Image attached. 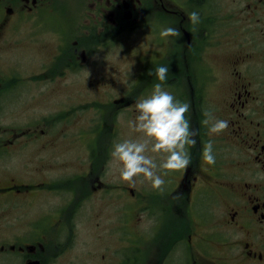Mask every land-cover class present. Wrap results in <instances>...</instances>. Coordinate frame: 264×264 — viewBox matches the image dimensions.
<instances>
[{
	"label": "flooded vegetation",
	"instance_id": "af4514ba",
	"mask_svg": "<svg viewBox=\"0 0 264 264\" xmlns=\"http://www.w3.org/2000/svg\"><path fill=\"white\" fill-rule=\"evenodd\" d=\"M146 25L155 48L119 71ZM159 66L198 132L163 194L110 164ZM0 264H264V0H0Z\"/></svg>",
	"mask_w": 264,
	"mask_h": 264
},
{
	"label": "clouds",
	"instance_id": "9594fccd",
	"mask_svg": "<svg viewBox=\"0 0 264 264\" xmlns=\"http://www.w3.org/2000/svg\"><path fill=\"white\" fill-rule=\"evenodd\" d=\"M193 25L200 23V15L193 11L188 14ZM163 39L180 38L179 29L165 27L161 30ZM168 66H159L149 76L155 75V83L151 93L138 99L134 105L136 113L133 120L128 121L129 129L138 134L136 139L116 141L110 152V164L118 167L119 177L130 186H135L138 178L150 183L153 190L163 194L165 179L170 173L186 169L191 163L189 147H195L198 132L191 128L186 114L190 104L182 102L167 91L164 84L168 79ZM203 124L207 126L208 135L219 136L229 128V121L216 118L211 112H203ZM152 154H162V164H157ZM202 159L208 165L216 162L214 143L210 139L203 145ZM162 169L163 173L159 170Z\"/></svg>",
	"mask_w": 264,
	"mask_h": 264
},
{
	"label": "rangeland",
	"instance_id": "374dc122",
	"mask_svg": "<svg viewBox=\"0 0 264 264\" xmlns=\"http://www.w3.org/2000/svg\"><path fill=\"white\" fill-rule=\"evenodd\" d=\"M225 4H230L231 0H223ZM171 21V20H168ZM165 26L167 27H172L171 24L167 23L165 24ZM156 26H151V25H146L143 27H140L138 29L132 30L130 33H128L126 36H124V42L125 44H127V46L129 47V58L126 57V55H123L125 58H128V62L127 59H123L121 60V57H118V63L119 65L116 66L117 69L123 70V69H127V67H131L133 69V75H135L137 73V71L139 70V68L142 66V59H144L145 55L148 53L149 50H153L155 47L152 45V39L155 38V34H151V32H156ZM225 30V29H222ZM172 38L177 41L178 38L175 37H169L166 40H172ZM123 41V39H122ZM224 50H226L225 45L224 44H219L217 46L214 47V49L212 50V53L214 54H221ZM116 54H122V52L120 51V49L116 50ZM231 53V52H228ZM227 53V54H228ZM143 67V66H142ZM117 74L119 72H116ZM135 111L133 108V114L129 117H127V119H125L123 117V121L125 123V129L122 130L123 136H125L128 139H136L138 138V134L132 132L129 127H128V121L133 120L135 118ZM149 155L153 156V158L155 159L156 163L158 164V159H159V154H152L149 153ZM112 165H114L118 171V167L115 163H112ZM117 176H119V172L116 173ZM142 179V178H140ZM88 224L90 225V222H88ZM92 229V227H90ZM90 234V233H89ZM89 234L86 231L84 238L89 240Z\"/></svg>",
	"mask_w": 264,
	"mask_h": 264
}]
</instances>
